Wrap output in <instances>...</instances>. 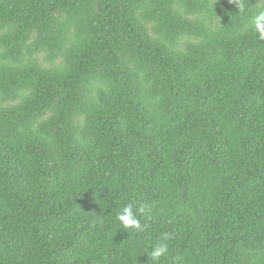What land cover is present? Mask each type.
I'll return each mask as SVG.
<instances>
[{
  "label": "trees",
  "instance_id": "trees-1",
  "mask_svg": "<svg viewBox=\"0 0 264 264\" xmlns=\"http://www.w3.org/2000/svg\"><path fill=\"white\" fill-rule=\"evenodd\" d=\"M241 3L0 0V264H151L163 233L161 264H264V0Z\"/></svg>",
  "mask_w": 264,
  "mask_h": 264
},
{
  "label": "clouds",
  "instance_id": "clouds-1",
  "mask_svg": "<svg viewBox=\"0 0 264 264\" xmlns=\"http://www.w3.org/2000/svg\"><path fill=\"white\" fill-rule=\"evenodd\" d=\"M229 3L236 4L239 11H243V5L241 0H229ZM249 27L258 34V39L264 40V9H259L253 15ZM141 213L145 212L144 208L139 209ZM115 219L120 223L121 228L124 230H134L135 232H143L146 225L142 224L140 218L137 216L136 211L132 203L119 208L115 214ZM128 232V231H127ZM171 239L170 234L163 233L159 241L151 246V250L148 252L149 261L151 264H161L163 260H166L169 255V243ZM177 260H182L180 256L176 257Z\"/></svg>",
  "mask_w": 264,
  "mask_h": 264
}]
</instances>
